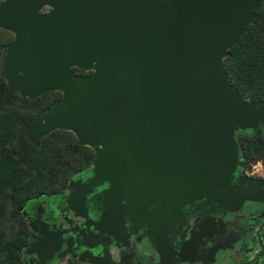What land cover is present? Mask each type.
Returning <instances> with one entry per match:
<instances>
[{
    "label": "water",
    "instance_id": "95a60500",
    "mask_svg": "<svg viewBox=\"0 0 264 264\" xmlns=\"http://www.w3.org/2000/svg\"><path fill=\"white\" fill-rule=\"evenodd\" d=\"M262 2L0 1V28L13 34L0 59L9 90L22 98L62 93L26 136L38 145L68 130L94 151L86 181L67 185L76 215L86 216L87 195L105 185L89 198L102 206L95 228L123 240L126 203L128 214L146 217L164 251L174 218L230 187L242 164L236 131L264 134V98L255 104L240 95L223 58ZM60 246L56 234L40 233L22 259L28 264L23 255L35 253L36 264H48ZM79 260L108 264L107 255Z\"/></svg>",
    "mask_w": 264,
    "mask_h": 264
},
{
    "label": "flooded vegetation",
    "instance_id": "af4514ba",
    "mask_svg": "<svg viewBox=\"0 0 264 264\" xmlns=\"http://www.w3.org/2000/svg\"><path fill=\"white\" fill-rule=\"evenodd\" d=\"M93 155L67 185L71 180L86 181L90 175L86 163ZM239 155L242 164L233 173L230 187L219 190L215 200L203 199L186 207L172 220L164 251L158 248L160 242L147 227L146 217L128 214L126 203L124 229L120 231L123 240L95 228L102 206L95 198H89L105 185L93 188L87 195L82 205L86 216L76 215L78 207L71 208L65 201L67 185L62 191L28 199L21 209L28 228L26 246L36 241L40 233L56 234L61 246L48 264H90L79 260L84 253L98 258L107 255L108 264H264V176L251 174V164L240 149ZM155 209L156 206L149 207L147 214ZM23 257L28 264H36L35 253Z\"/></svg>",
    "mask_w": 264,
    "mask_h": 264
},
{
    "label": "trees",
    "instance_id": "16d2710c",
    "mask_svg": "<svg viewBox=\"0 0 264 264\" xmlns=\"http://www.w3.org/2000/svg\"><path fill=\"white\" fill-rule=\"evenodd\" d=\"M12 40L13 34L0 28V59ZM223 65L240 95L255 104L264 98V2L253 11L246 31L227 49ZM61 96L60 91H50L22 98L9 90L0 65V264H26L22 259L28 237L21 214L24 203L40 194L64 190L73 174L93 155L92 148L78 146L75 135L68 130H53L38 145L26 136L38 114ZM235 136L247 163H264V134L260 127Z\"/></svg>",
    "mask_w": 264,
    "mask_h": 264
},
{
    "label": "built area",
    "instance_id": "2783aa9c",
    "mask_svg": "<svg viewBox=\"0 0 264 264\" xmlns=\"http://www.w3.org/2000/svg\"><path fill=\"white\" fill-rule=\"evenodd\" d=\"M261 167H264V165L261 163V161H257L256 163H252L250 165L251 174L258 175V176H264V174L260 171Z\"/></svg>",
    "mask_w": 264,
    "mask_h": 264
},
{
    "label": "rangeland",
    "instance_id": "374dc122",
    "mask_svg": "<svg viewBox=\"0 0 264 264\" xmlns=\"http://www.w3.org/2000/svg\"><path fill=\"white\" fill-rule=\"evenodd\" d=\"M1 1V0H0ZM257 161H261V160H257ZM257 161H255V162H252V163H256ZM252 163H250V164H252ZM261 163L264 165V163L261 161ZM260 171L264 174V167H261L260 168ZM238 251L240 252V247L238 248Z\"/></svg>",
    "mask_w": 264,
    "mask_h": 264
}]
</instances>
